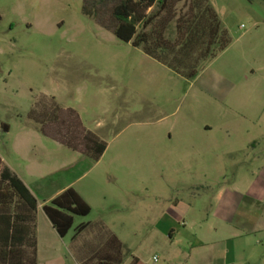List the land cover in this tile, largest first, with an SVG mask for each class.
<instances>
[{
    "label": "rangeland",
    "instance_id": "1",
    "mask_svg": "<svg viewBox=\"0 0 264 264\" xmlns=\"http://www.w3.org/2000/svg\"><path fill=\"white\" fill-rule=\"evenodd\" d=\"M115 2L99 6L108 25ZM209 2L231 43L187 81L167 67L153 68L141 49L86 16L84 0H0V119L10 126L0 130L2 166L12 167L32 188L81 176L75 187L92 210L75 216L64 238L65 253L78 263L75 244L96 242L101 223L142 264H163L143 223L156 217L149 208L158 211L169 202L155 195L195 197L205 206L207 196L234 176L258 171L260 162L247 165L244 152L252 139L264 148V1ZM51 97L61 109L75 110L105 142L99 160L42 133L50 130L48 122L29 117L35 102L51 103ZM63 120L67 126V116ZM224 130L232 134L225 136ZM50 132L69 137V130ZM230 150L232 155L225 153ZM206 179L210 191L188 188ZM137 201L140 212L133 215ZM88 221L90 228L73 243L75 228ZM257 242L249 264H264V240Z\"/></svg>",
    "mask_w": 264,
    "mask_h": 264
},
{
    "label": "trees",
    "instance_id": "2",
    "mask_svg": "<svg viewBox=\"0 0 264 264\" xmlns=\"http://www.w3.org/2000/svg\"><path fill=\"white\" fill-rule=\"evenodd\" d=\"M104 1L84 0L83 13L112 30L119 40L141 49L187 81L196 79L205 66L231 43L209 0H117L108 9L112 25L99 17V6ZM180 3L183 5L178 9ZM51 98V103L35 102L29 117L37 123L47 121L50 130H69V137L65 135L63 138L57 135L58 132L43 128L40 131L99 160L106 150L105 142L86 129L75 110L61 109ZM66 116L69 120L67 126L63 122ZM0 130L9 131V125L0 120ZM37 209L38 200L25 183L8 167L1 166L0 264H38ZM42 209L61 237L72 229L75 216H87L92 210L73 187L64 189ZM100 224L96 242H83L78 244L80 247L75 244L79 263L123 264L129 254L128 248L115 233ZM88 227V223H81L75 228L73 243ZM104 230L108 231L102 234Z\"/></svg>",
    "mask_w": 264,
    "mask_h": 264
},
{
    "label": "crops",
    "instance_id": "3",
    "mask_svg": "<svg viewBox=\"0 0 264 264\" xmlns=\"http://www.w3.org/2000/svg\"><path fill=\"white\" fill-rule=\"evenodd\" d=\"M145 59L153 68L159 67L158 65L166 67L146 54ZM204 127L207 129L210 128V125L205 124ZM100 128L101 126L98 129ZM210 131L204 130L207 133ZM223 134L230 136L232 131L224 130ZM246 145L248 151L244 152L247 157L244 162L247 165L260 162L257 172L249 173L247 177L243 176L247 185H243L244 180L236 175L231 181H227L226 185L220 186L213 194L207 196L204 201L207 203L205 206H198L195 197H193L195 195H191L193 198L175 194L155 195V200L162 197L169 202L166 207L158 211L155 207L149 208V213H154L156 217L152 221L146 219L143 223L144 225L148 224L153 233V243L159 246L161 255L164 257L163 264L251 263L250 252L255 246L254 241H259L261 244L264 240V148H261L257 139L249 140ZM225 153L232 155L233 151ZM1 166L2 159L0 158V170ZM6 167L25 183L38 200L36 213L38 264H79L72 255L65 253L64 238L66 236L61 237L57 233L42 207L68 187H73L90 205L84 193L75 187L81 176L69 179L61 185L39 182L35 188H32L22 175L12 167L8 165ZM202 176L207 178L206 170ZM40 179L45 178L41 177ZM210 183L211 181L206 179L196 184L190 183L188 188L191 192L196 189L197 192L210 191ZM123 189L125 186L122 187ZM126 189L129 191L130 187ZM85 190L87 189L85 188ZM38 196L43 198L42 202L39 201ZM138 207L139 202L137 201L136 207L132 208L133 215L140 212ZM83 223L89 224L86 229L88 230L92 221ZM140 225L137 226V230L141 228ZM116 236L129 250L123 264H142L141 258L134 254L129 245L119 235L116 234ZM154 257H157L158 261L160 256L154 255Z\"/></svg>",
    "mask_w": 264,
    "mask_h": 264
},
{
    "label": "built area",
    "instance_id": "4",
    "mask_svg": "<svg viewBox=\"0 0 264 264\" xmlns=\"http://www.w3.org/2000/svg\"><path fill=\"white\" fill-rule=\"evenodd\" d=\"M153 260H154V261H157V257H154Z\"/></svg>",
    "mask_w": 264,
    "mask_h": 264
}]
</instances>
